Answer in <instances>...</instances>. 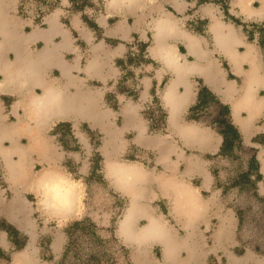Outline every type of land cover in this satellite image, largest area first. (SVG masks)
I'll use <instances>...</instances> for the list:
<instances>
[{
  "label": "crops",
  "instance_id": "obj_1",
  "mask_svg": "<svg viewBox=\"0 0 264 264\" xmlns=\"http://www.w3.org/2000/svg\"><path fill=\"white\" fill-rule=\"evenodd\" d=\"M174 3L186 14L183 20L177 17L179 13L174 8L177 15L163 13L156 17V0H105L103 10L93 20L103 31L102 39H97V42H92L94 34L83 26L78 17H74L72 27L87 45L85 56L79 54L78 47L72 42L71 30L60 25V11L48 20L46 29L37 28L23 37L17 32L16 26L11 25L9 18L0 15V95L13 98L9 114L16 118V122L7 121L3 111L6 99L1 97L0 129L4 134L0 146L7 150L14 143L24 150L23 155L12 151L8 156L13 166L19 165V171L25 167V180L15 184L8 181L1 155L0 160L4 168L3 177L15 198H19L27 189L41 196L34 179L43 170L59 178L57 190L64 196L66 191L70 194L72 210L54 215L70 217L78 211L79 191L58 165L59 143L49 133L59 122L70 125L86 122L105 132L108 126H113L112 120L117 114L120 126H124L116 132L118 136L133 130L136 137L134 146L147 151L157 148L160 156L155 164L166 167V171L157 173L146 170L144 161H141V165L109 160L104 163L105 179L111 182L118 194L128 197V204L119 223L126 212L132 210L133 200L136 209L141 211L133 217L136 229L144 227L150 218L158 219L170 228L162 216L157 214L155 205L144 204V199L149 196L148 200L154 199L152 195L167 196L171 202V213L184 229L180 235L170 228L175 239L181 241L190 235L200 260L201 245L196 233L203 222L206 204L196 193L197 187L189 185L187 180L200 177L205 180L203 189L214 186L211 167L216 160L212 162L205 156L217 154L223 140L216 129L209 127L219 118L220 105L229 108L230 123L238 129L243 145H246V141L255 144L253 138L264 136V57L262 48L254 40L247 39L245 29L233 28L227 23L231 21H227L221 11L202 5L194 12H189L195 5L184 3V0H175ZM261 5L251 7V10H242L250 13L247 14L249 17H257V20L251 21L263 23L264 14L255 16L253 13L258 12ZM5 19L11 26L6 24ZM56 38L60 41L55 42ZM131 38H135L138 44H146L147 59L133 70V77L126 83L127 87L133 88L136 85V93L133 96L125 91L117 93L116 110L106 102V95L112 91L109 86L120 82L125 73V58L132 47L129 44ZM37 43L40 47L34 48ZM94 83H99L101 87H95ZM199 92L207 94L204 122L192 121L187 117L190 108L198 102ZM246 95L249 100L245 101ZM39 99H42V104L38 103ZM62 100L66 104L63 105ZM154 100L163 113L166 131L177 140L170 141L164 137L158 139L152 135L151 125L148 120L145 121L143 114L148 113L149 104ZM213 107H217L220 112L210 117L208 112ZM146 108V112H141ZM127 126L130 127L127 129ZM251 127L253 131H249ZM259 152H252L250 158L255 154L258 173L264 180V145ZM38 163L46 165V168L38 172L31 170ZM107 163L112 166L116 164L120 168L118 175L109 174ZM127 165V168H134L138 174L126 178L121 169ZM127 179L134 184L133 188L126 185ZM132 192L137 195L135 199ZM185 194L200 200L201 205L185 199ZM41 200L42 197L39 200L40 207L45 209ZM179 200L181 204L177 206L176 201ZM14 203L24 205L23 202ZM23 211L22 214L10 212V215L20 225L26 226V212H29L26 205ZM141 221L144 223L139 225ZM119 223L118 235L133 249L136 264L137 248L120 235ZM230 226L232 223L228 220L218 229L217 246L229 243ZM152 243L160 247L162 261L166 263L161 245L151 241L139 247L146 254L145 260L148 263H160L149 258L148 247ZM63 244L65 239L59 234L54 240V246L58 249ZM185 257L186 252L179 250L176 258L182 260ZM240 260H254L256 264H261L250 252L242 258H235L236 262Z\"/></svg>",
  "mask_w": 264,
  "mask_h": 264
},
{
  "label": "rangeland",
  "instance_id": "obj_2",
  "mask_svg": "<svg viewBox=\"0 0 264 264\" xmlns=\"http://www.w3.org/2000/svg\"><path fill=\"white\" fill-rule=\"evenodd\" d=\"M197 1L184 0V3L195 5V8L189 12H194L198 6L202 5L222 12L221 6L223 3L215 4L210 0V2L197 5ZM262 1L227 0L226 2L229 13L236 18H241V24L239 25L231 22L227 23L235 29L252 31V40L259 46L260 38L264 37V22L255 23L251 21L257 20V17L254 19V17L247 16L248 12H244L242 8L245 10H251V7L257 8ZM174 2L175 0L173 2L172 0H156L157 10L155 16L160 17L163 13L177 15V11L179 13L177 17L183 20L186 14L178 9ZM104 3L105 0H0V15L9 18L12 21L11 25L14 24L19 35L23 37L37 28L46 29L49 25L48 20L60 11V25L71 30L72 42L78 47L79 54L85 56L87 45L78 31L73 29V19L78 17L83 26L89 28L94 34V41L92 42H97V39H102L103 31L93 20L103 10ZM5 22L9 24L6 19ZM28 22L29 25H27ZM250 24H255L257 27L253 28ZM11 25L9 24V26ZM54 41L59 42L60 40L56 38ZM129 44L132 47L127 51L125 58L127 63L125 73H123L122 79L119 80L120 82L109 86L112 87V91H109L106 95V102L116 110L117 101L115 96H117V93L125 91L132 96L136 93V85L132 88L127 87L126 83L133 77V70L139 67L143 60L147 59L145 55L146 44L139 43V46L135 38H131ZM39 47L38 43L34 46V48ZM261 48L264 57V46ZM123 82H125L124 85L119 84ZM94 86L98 88L100 84L94 83ZM1 97L6 99L3 100L5 105L3 111L7 115V121L16 122V118L9 114L13 98L0 95ZM158 108L159 105L151 101L149 110L147 108L141 110V112L148 110L147 114H143V118L146 122L149 121L153 127L152 135L155 138L164 137L174 141L175 138L170 137L169 132L166 131L163 113ZM218 112L220 110L213 107L209 110L208 115L213 117ZM221 115L225 117L226 112H221ZM112 122L113 126H108V130L105 132L97 129L98 126H89L86 122L72 124L60 131L65 146L63 148L57 144L60 153L58 165L71 178L79 191L78 211L70 217L55 216L40 207L39 200L41 196L33 190L27 189L21 193L19 198H15L3 177L4 168L0 160V264H14L16 255L25 254L27 257L24 264H81L82 260H79L80 263L76 261L79 254L78 256L69 254L68 258L61 259L62 249L67 245L66 234L71 235V233L73 234L71 235L72 242L69 250L73 252L82 251V257L83 254L88 255L92 249L100 264H135L133 249L123 241L117 232L119 220L122 218L128 204V197L118 194L112 187L111 182L105 179L104 163L109 160L118 163L132 162L135 165L140 163L141 165V161H144L146 170L157 173L166 171V167L155 164V160L160 156L157 148L147 151L134 146L133 142L136 137L133 130H128L124 135L118 136L116 132L121 131L124 126H120L121 122L117 114H115ZM129 127L127 126V129ZM253 130V127L249 129V131ZM57 138L60 137L53 138L55 142ZM245 144H242L241 149L236 144L232 148V155L240 158L243 173L248 170L251 153L254 151L260 153L259 151H261L264 144V136L259 135L258 142L255 144L247 143V141ZM214 166L215 172L219 175L222 190L216 189L217 183L213 188L203 189V181L205 180L200 177L187 180L189 185L197 187L195 188L196 193L206 204L203 222L200 223L196 233L201 245V264H256L254 260L235 261V258H242L248 252L259 259L261 264H264V186L262 181L258 182V189L255 190L252 183L241 178L238 179L237 184L233 185L232 190L223 193L227 183V173L230 171L231 166L225 160L222 162L216 161ZM42 168H46V165L38 163L33 165L31 170L34 169L35 172H38ZM149 197L144 199V204L155 205L157 214L162 216L168 227L182 235L184 229L171 213L170 199L160 194L152 195L153 200H148ZM15 201L23 202L24 205L14 203ZM25 205L27 211L29 210L28 213L26 212L28 220L25 223L26 226H22L15 218H11L10 212L22 214ZM83 219H88L94 226L91 227L85 223L75 232L69 231L68 228L73 222ZM228 220L232 223L229 228V243L217 246L218 229L222 228ZM19 221L21 222V220ZM143 223L144 221H141L139 225ZM10 226L14 230L13 233L9 230ZM91 232L94 233L95 242L90 237ZM59 234L65 239V245L63 244L64 246L56 249L54 240ZM7 236L12 243H8ZM96 237L99 238L98 241ZM148 250L149 258L152 261L160 262L159 264H169L162 261L161 249L157 244L152 243ZM10 251L13 253H10Z\"/></svg>",
  "mask_w": 264,
  "mask_h": 264
},
{
  "label": "bare ground",
  "instance_id": "obj_3",
  "mask_svg": "<svg viewBox=\"0 0 264 264\" xmlns=\"http://www.w3.org/2000/svg\"><path fill=\"white\" fill-rule=\"evenodd\" d=\"M253 13L256 14L255 16H261L262 14H264V2L262 3L261 8L258 10V12L256 11ZM247 14L250 15V13H247ZM244 99L245 101L249 100V96L246 95ZM38 103L42 104V99H39ZM62 103L64 105L66 104V101L62 100ZM41 104L39 105L40 107H41ZM3 134H4L3 130L0 129V140L2 139ZM12 151H18L20 155H23L22 152L24 150L19 149V147L16 146L14 143L11 144V147H9L7 150H4L3 147L0 146V155L2 156V159L4 162L8 181H11L13 184H15L18 181L23 182L25 180V175L27 172H25L24 166L21 167L20 168L21 170L19 171L18 170L19 165H16L15 167L11 164V161L8 155ZM107 167L109 168L108 169L109 174L118 175L120 168L116 164H114V166H112V164L110 165L108 164ZM127 167L128 165L125 167V169H121L122 174H124L126 178L133 177L138 174L136 171L133 170L134 168H127ZM34 184L37 185L38 189L40 190L42 194L41 201L45 209L53 213V215L54 214H65V213L71 212L72 198L70 197V194L67 193V191L65 192V196H64V194L62 195L61 192L57 190V188H59L58 185L60 184V182H59V178L54 177V174L48 173L47 171L43 170L39 173L38 177L34 179ZM126 185L129 188L134 187L133 186L134 184L129 183L128 179L126 180ZM132 194H134L132 195V197L133 199H135L137 195H135L134 192H132ZM185 199H189L193 201L196 205H199V206L201 205V201L197 200L192 195L187 196V194H185ZM180 201L181 200H179V202L176 201L177 206L181 204ZM136 206L137 205H135V202L132 200V210L128 211V213L126 212L123 220H121L119 223L120 235L124 239L129 241L128 243L134 244L137 248L138 256L135 257L136 264H153L152 262L148 263V261L145 260L146 254H144V250L139 248L140 245H143L144 242H147V241L157 242L158 244L161 245L162 252H163V260L166 263H169V264H201L199 260V254L196 250L197 248L196 244L192 242V240L190 239L191 238L190 235L181 239V241L176 240L171 229L165 227L164 224H162L160 220L155 219V218H150L148 220V223L144 227L140 229H136L133 225V217H135L137 213H141L140 210L136 209ZM188 228L192 229L190 225H188ZM179 250H184L186 252V257L183 258L182 260H179L178 258H176V255ZM26 257H27L26 254L16 255L14 259V264H24Z\"/></svg>",
  "mask_w": 264,
  "mask_h": 264
},
{
  "label": "trees",
  "instance_id": "obj_4",
  "mask_svg": "<svg viewBox=\"0 0 264 264\" xmlns=\"http://www.w3.org/2000/svg\"><path fill=\"white\" fill-rule=\"evenodd\" d=\"M207 2H210V0H198L197 5H200L202 3H207ZM212 2L215 4L216 3L217 4L223 3V5L221 6V10H222V13H223V15L227 21L229 20V21H231L237 25L241 24V20L239 18H236L229 13V7L226 4L227 0H212ZM250 26L253 28L257 27L255 24H250ZM262 33H263V31H262ZM245 34H246L247 39L249 41H251L253 39V32L252 31L245 30ZM259 44L261 47L264 46V37L260 38ZM205 94H206V92H204L203 95L201 92H199L197 104L195 106H193L192 108H190L189 114L187 115L189 120L204 122L203 117L207 112V106H206L207 99L205 98ZM154 102L157 103L156 100H154ZM219 107L221 109V112H223V111L226 112V116L223 117L221 114H219V118L216 119L215 124L212 122L215 126H212L213 124H209V125H211L209 127H211L212 129H216L221 134L223 140H222L220 149H219L217 154H215L214 156L206 155L205 157L207 159H210V160L218 159L216 161H221V162L223 160H225L230 164L231 168H230V171L227 173V178H226L227 183H226V187H224V189H223V193H226L227 191L232 190L234 188L233 185L237 184V182L239 181L238 179H241V178L242 179L244 178L245 181L252 183L254 185L253 188L255 190H257L258 189V186H257L258 182H260V180H261L263 183V186H264V180H262V176L258 173L259 165H258V162L256 160V156H255V154L252 155V157L249 161L248 170L243 173L240 158L232 155V153H233L232 148L235 144L240 149L243 147L241 135H240L238 129L230 123L229 108L227 106H224V105H220ZM158 109L160 110V107ZM162 116H163V114H162ZM68 126H70L69 123L59 122L51 129V131L49 133L51 136H55V137L59 136L60 137V138H57L56 140L59 143V145L62 146L63 148L65 145L62 142V137L60 136V131H62V129H64L65 127H68ZM150 131H153L152 126H150ZM258 137L259 136L253 138L252 142L257 143ZM230 155H232V156H230ZM214 168L215 167L213 164L211 169H212V174L214 176V185L217 183L216 189L219 188L222 190L221 181L219 180V175H217ZM249 175H250V177H249ZM250 178H251V180H249ZM85 223L89 224L91 227L94 226L88 219H83L80 221L73 222V224H71V226H69L68 229H69V231L75 232V230H78ZM239 224H240V222H239ZM11 229L12 228L10 226L9 230L13 233L14 230L13 229L11 230ZM72 234L73 233H71V235ZM71 235L66 234L67 245L64 246L63 252L61 254V259H64L65 257L68 258L69 254H72V255L74 254L77 256L79 254V256L76 258L77 263H80L79 260H82L81 264H100L98 261V257L96 256L94 251H92V249H91V252L88 253V255L83 254V257H82V253H83L82 251L73 252V251L69 250V248L71 247V242H72V236ZM90 237H91V239H93V242H95V237H94L93 232H91ZM98 240H99V238H97V241ZM7 241H8V243H12V241L10 239H8V236H7ZM10 253H13V252L10 251ZM83 259H85V260H83Z\"/></svg>",
  "mask_w": 264,
  "mask_h": 264
}]
</instances>
